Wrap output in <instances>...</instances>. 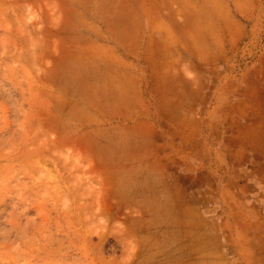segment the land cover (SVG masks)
Returning <instances> with one entry per match:
<instances>
[{
	"label": "rangeland",
	"instance_id": "rangeland-1",
	"mask_svg": "<svg viewBox=\"0 0 264 264\" xmlns=\"http://www.w3.org/2000/svg\"><path fill=\"white\" fill-rule=\"evenodd\" d=\"M0 264H264V0H0Z\"/></svg>",
	"mask_w": 264,
	"mask_h": 264
}]
</instances>
